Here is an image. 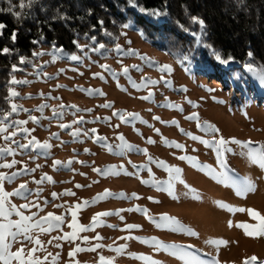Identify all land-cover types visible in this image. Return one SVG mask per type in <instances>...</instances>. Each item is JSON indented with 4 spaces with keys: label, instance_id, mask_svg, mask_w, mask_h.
<instances>
[{
    "label": "rangeland",
    "instance_id": "1",
    "mask_svg": "<svg viewBox=\"0 0 264 264\" xmlns=\"http://www.w3.org/2000/svg\"><path fill=\"white\" fill-rule=\"evenodd\" d=\"M118 44L121 51L115 47L107 57L92 49L68 54L55 47H43L36 51L43 55L36 57L34 65L12 78L28 83L12 82L11 108L0 114V128L5 129L0 132V150H10L0 151V165L17 162L11 168L0 167V173H18L10 182L0 181V195L19 190L20 195L7 197L5 207L10 210V205H15L22 215L32 219L21 222L15 212L8 217L28 228L15 241L6 237L10 252L23 248L19 259H12L11 264H100V257L111 264H212L186 254L184 244L207 251L215 264H263L264 235H249L246 231L256 233L264 227L260 219L264 217V167L253 161L248 149L236 144L218 150L213 135L187 117L197 113L201 125L214 124L220 130L217 139L223 136L225 140L252 141L250 147L257 148L264 144V80L254 76L255 89L243 93L226 84L221 75H205L194 63L160 50L132 30L124 29ZM129 49L136 54L129 55ZM72 55L81 59L73 61ZM144 57L157 65H168L172 71L162 73ZM161 76L169 81L167 85ZM148 80L158 83L140 89L131 83ZM149 92L150 99L140 98ZM105 103L112 107H101ZM42 105L47 107L41 111ZM114 111L124 113L128 122L114 116ZM127 113L138 114L139 119ZM61 124L71 127L61 128ZM24 129L29 131L25 133ZM77 131L79 135L73 136ZM12 133L16 134L11 139L4 138ZM187 133L212 141L213 146L193 140ZM121 134L134 146L123 154L117 147ZM97 137L106 139L98 141ZM149 137L154 143L147 142ZM33 138L36 146L19 147ZM173 142L183 145V149L171 146ZM44 143L49 147H39ZM105 145L112 146V151ZM148 156L165 162L167 167L179 168L180 179H172L167 168L149 162ZM181 156L193 159L182 160ZM54 161L61 164L54 165ZM144 164L148 167H139ZM94 169L108 171L101 175ZM227 170L238 173L242 184L233 182ZM45 174L51 179L42 180ZM154 181L161 183L157 186ZM168 183L171 194L161 190ZM245 188L248 190L243 191ZM105 190L112 195L94 199ZM68 191L74 195L64 194ZM134 193L139 198H134ZM120 194L125 195L121 198ZM85 201L91 203L85 206ZM25 204L29 207H21ZM221 204L245 211H230ZM137 207L146 213L129 211ZM105 212L114 214L96 215ZM49 213L62 217V222L43 220ZM162 214L179 221L182 227H158ZM0 223H6L3 217ZM129 224L140 227L129 230ZM11 231L18 230L12 227ZM72 233L75 239L61 238ZM173 244L181 247L159 246ZM77 247L84 250L70 257ZM252 257L257 259L251 261Z\"/></svg>",
    "mask_w": 264,
    "mask_h": 264
},
{
    "label": "trees",
    "instance_id": "2",
    "mask_svg": "<svg viewBox=\"0 0 264 264\" xmlns=\"http://www.w3.org/2000/svg\"><path fill=\"white\" fill-rule=\"evenodd\" d=\"M20 3L0 0V24L5 25L0 30V114L11 108L12 78L34 65L38 49L55 47L74 54L104 44L96 53L107 57L124 29L140 34L146 42L178 59L194 63L205 75H221L239 92L254 90L253 77L264 76V0H136V7L129 0H23V8ZM153 10L164 14L153 16ZM191 17L204 20L205 42L225 59L231 55L232 62L217 63L196 44L190 33L198 32L199 25L192 23ZM125 24L130 26L122 27ZM4 48L9 51L4 53Z\"/></svg>",
    "mask_w": 264,
    "mask_h": 264
},
{
    "label": "snow or ice",
    "instance_id": "3",
    "mask_svg": "<svg viewBox=\"0 0 264 264\" xmlns=\"http://www.w3.org/2000/svg\"><path fill=\"white\" fill-rule=\"evenodd\" d=\"M29 3H31V0H29ZM129 3L130 5H132L133 7H136V0H129ZM20 7L23 8L25 7V4L23 3V0H21V3H20ZM140 11H146L145 9L141 8ZM151 15L153 16H160V15H163L164 13H161L160 11L158 10H153L151 13ZM15 15L18 17L20 15L19 12L15 13ZM192 23L194 24H198L199 25V31H193L190 33L191 36H193L195 38V42L198 46H201L203 47L205 50H207L210 54L211 57L214 58V60L217 62V63H220V64H228L230 62L233 61V57L231 55H228V57L225 59L221 52L216 49L212 44H209V43H206L205 42V39L207 37V32H206V25H205V22L203 19H200L198 17H191L190 18ZM99 23L101 25H103V21H99ZM130 25L128 24H125L123 25L122 27L124 28H128ZM5 27L4 24H0V30H2L3 28ZM2 34V33H0ZM105 35H111V33H105ZM15 38H16V34L15 32L13 33L12 35V40L15 41ZM91 39L93 41H95V37H91ZM35 43V41H34ZM75 43V41H74ZM77 47H80L78 44H77ZM104 48V44H100L99 47L97 48H94L92 49L93 51H99L100 49ZM116 50L119 52L121 51V48H120V45L117 44L116 45ZM9 51L8 48H4L3 49V52L4 53H7ZM128 54L129 55H135L136 53L129 49L128 50ZM34 55H43V53H34ZM248 56L249 57H252L253 56V53L251 51L248 52ZM71 60L73 61H79L81 58L77 55H72L70 57ZM145 60H148L149 64H151L152 66L154 67H159V70L162 72V73H170L172 71L171 67L168 66V65H157L156 62L154 61H151L149 60L147 57H144ZM21 62H23V58L21 59ZM101 67H106V66H101ZM134 68H136L137 70H140L139 69V66L138 65H134L132 66ZM247 67L251 70L252 68V64L249 63L247 65ZM16 67L13 66V71H16ZM110 70V69H109ZM123 72L125 75H127L128 73V68L125 67L123 69ZM94 75H98V74H94ZM115 75V74H114ZM262 80H264V76L261 77ZM143 80V78H142ZM161 80H164V77L161 76ZM13 83H28V81H15L13 80L12 81ZM165 84L167 85L169 83V81L167 80H164ZM132 83V86L136 89H140V88H146L148 87L149 84L151 85H156L158 83V81L156 80H148L146 83L145 82H142V83H136L135 81H131ZM184 91H186V89H182ZM209 91H214V89H209ZM101 95H103V93H100ZM12 95H16L15 93H12ZM152 96V93L149 92V95L148 96H145V97H140L141 99H150ZM222 102V101H221ZM189 103H192L191 101H189ZM175 107V105H173ZM44 107H47V105H42L40 110L42 111ZM63 107V106H62ZM101 107H105V108H109V107H112L111 103H105L103 105H101ZM182 110V109H181ZM12 111L15 112L16 111V106L13 105L12 107ZM113 115L116 116L118 115L119 118L121 119L122 122H128L126 121L125 119V114L124 113H120L118 111H114L113 112ZM128 116L132 117L133 119H139V115L138 114H135V113H127ZM35 119V118H33ZM107 119H110V118H107ZM154 119H159V117H154ZM187 119L189 120H196L198 121V127H202V130L205 131V132H208V133H211L213 135V141H215V147L219 150L221 148H223L225 145L229 144V143H233V144H236L238 146H240L242 149H248V155L250 157H252L253 161L254 162H257L260 164L261 167H264V144H260L259 147L257 148H251L250 146L254 143L252 141H240V140H237L236 138H230L228 140H225L223 138V136H220L219 139H217V134L219 133V129L214 125V124H210V123H207L205 122L203 125H201L199 123V117H198V114L197 113H192L191 115H189L187 117ZM18 124H25L27 123V121H19L17 122ZM146 123V122H145ZM172 123H175L174 121ZM61 128H68V127H71V125H64V124H61L60 125ZM118 127V126H117ZM5 131L4 128H0V132H3ZM29 130L28 129H24V132L27 133ZM92 132H95L96 130L95 129H92L91 130ZM156 131H159L158 129ZM16 133H12L10 136H6L4 137L5 139H11V136H14ZM53 135H57V134H53ZM73 136H78L79 135V132H73L72 133ZM85 135H87V133H85ZM187 135L190 136L191 139L193 140H201L200 137H197V136H194L192 135L191 133H187ZM120 141H121V144L118 145L117 147L119 149H121V152L119 154H123V151L124 150H131L134 146L128 144L126 141H125V138L124 136L121 134L117 137ZM106 138L104 137H97V140L98 141H102V140H105ZM147 142L148 143H154V141L149 137L147 139ZM202 143L206 144V145H209V146H213V142L212 141H207V140H201ZM36 141H35V138H33L32 140L29 141L28 144H23V145H19V147L21 148H28L30 145L32 146H36ZM165 143H169L168 141H165ZM171 146H175L176 148H180V149H183V145L181 144H175L173 142V144ZM39 147H42V148H48L49 145L47 143H44V144H41L39 145ZM105 147H107L109 149V151H112V146L110 145H105ZM229 151H231V149H228ZM0 151H10L9 149H3V150H0ZM85 151H88L87 149H85ZM144 154L147 155V150H143ZM222 155V154H221ZM180 159H189V160H192L193 158L191 157H186V156H181L179 157ZM148 161L149 162H155L157 163V165L161 168H167V171L169 172L170 176L172 179H175V180H179L180 179V172L181 170L179 168H175V167H167V165L165 164V162L163 161H153V158L151 156H148ZM17 162L15 160L12 161V163L10 164H3V165H0V167H5V168H11L14 164H16ZM70 163V162H69ZM83 163V162H81ZM61 162L60 161H54V165H60ZM37 167H39V165H37ZM110 168L112 169H115V166H109ZM133 167H136L135 165H133ZM139 167L141 168H147L148 165L147 164H144V165H140ZM26 171H35V169H25ZM94 171H97L99 172L101 175H104L105 172L108 171V169H104V170H101V169H94ZM150 171V170H149ZM115 174V173H113ZM18 175V173H12L10 176H6L5 174L3 173H0V181H3V180H8L9 182L11 180H13L16 176ZM42 180H45V179H51L50 177H48L46 174L41 178ZM143 183H149L148 181H142ZM39 183V181H38ZM155 185L159 186L161 182H158V181H154L153 182ZM21 188L24 187V185H21L20 186ZM76 187H81V185H76ZM161 190H168L171 194V184L168 183L167 184V188L166 189H161ZM248 189L245 188L243 191H247ZM20 195V191L17 190L15 193H3L2 195H0V217H3L4 220L6 221V223H0V261L3 262V264H11V261L12 259H19V257L21 256V253L23 252V248L21 249H18L17 252L15 253H12L9 251V249L11 248V244L6 242V237H11L13 241H15L16 237L18 234H21V233H27L28 232V228L26 227H22V224L21 222H26V221H29L32 219V217L30 216H24L22 215L16 208L15 205H10V210L9 208H6L5 207V201L7 199L8 196H11V195ZM64 194H68V195H74V193H71L70 191L64 193ZM238 194H240L238 192ZM55 196V194H53ZM112 195L108 190H105V193L104 194H98V196L94 199H101V198H104V197H107V196H110ZM125 194H120L121 198L124 197ZM133 197L134 198H139L135 193L133 194ZM150 200L152 199L151 197L149 198ZM155 202V201H154ZM91 202L90 201H85L84 202V205L85 206H88ZM36 207H39L38 205H35ZM222 207H226L228 208V210L230 211H245L244 209H233L231 206L229 205H224V204H221ZM21 207L23 208H28L29 205L25 204V205H22ZM79 207V205L77 206ZM129 211H140V212H144L146 213V210L144 209H140V208H135V209H129ZM249 213L253 216H259V213L257 212H254L253 210H248ZM15 212V214L17 216H20V221L21 222H13L11 220L8 219V217H10L12 215V213ZM114 213H111V212H105V213H99V214H96L97 216H101V215H112ZM118 214V213H116ZM49 218L51 219H54L56 221H61L62 222V217H54L53 214L49 213L47 217H43L42 219L43 220H49ZM73 218L75 219V213H73ZM121 219H123V217H121ZM261 221H264V217H260ZM94 220H95V217H94ZM159 220L161 221V223H159L157 226L158 227H167V226H176V229L178 230L180 227H182L180 224H179V221L175 220L174 218L172 217H169L167 214H162L160 217H159ZM37 224H39V221L37 222ZM230 226H231V222H230ZM241 227H245L247 228L246 225H240ZM12 227H15L18 231L17 232H13L11 231ZM55 227H59V224H56ZM127 229L131 230V229H134V228H139L140 226L139 225H134V224H129V225H126ZM42 230H45V229H42ZM85 230L84 228H81V231ZM246 234H249V235H264V227H262L258 232L256 233H247L246 231ZM62 239H68V238H71V239H75V233H72V234H66L64 237H61ZM99 239V237H97ZM131 238V237H129ZM25 239L26 240H31V237L25 235ZM86 239V238H85ZM37 244H39V241L37 240L36 241ZM51 243V241H50ZM209 243H212V241H209ZM160 247H171L173 249H178L180 248L181 246L179 245H170V246H165V245H159ZM57 247H59V245H57ZM97 247H99V245H97ZM84 249H81L79 247H77L73 252H70L69 253V256H73L75 252H79V251H83ZM32 251H35V249H33ZM116 251H122V249L120 248H117ZM176 253L174 252L173 255H175ZM183 258V257H181ZM257 258L256 257H252L251 258V261H255ZM100 264H111V261H105L104 257H100ZM212 264H215V262H212ZM246 264H249V262L246 261Z\"/></svg>",
    "mask_w": 264,
    "mask_h": 264
},
{
    "label": "bare ground",
    "instance_id": "4",
    "mask_svg": "<svg viewBox=\"0 0 264 264\" xmlns=\"http://www.w3.org/2000/svg\"><path fill=\"white\" fill-rule=\"evenodd\" d=\"M226 174L229 177H231L233 179V182H235L236 184L241 183V176L238 173H234L230 170H227ZM184 246H186L184 249L186 254L196 256L202 262L212 263L214 261L213 257L210 256V253H208L207 251L201 250L197 245L184 244Z\"/></svg>",
    "mask_w": 264,
    "mask_h": 264
}]
</instances>
